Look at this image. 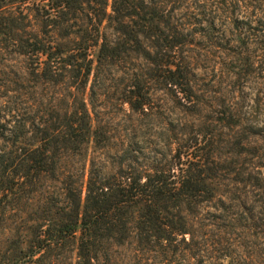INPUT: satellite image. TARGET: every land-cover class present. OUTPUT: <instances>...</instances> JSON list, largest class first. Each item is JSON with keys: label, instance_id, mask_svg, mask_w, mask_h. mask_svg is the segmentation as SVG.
<instances>
[{"label": "rangeland", "instance_id": "374dc122", "mask_svg": "<svg viewBox=\"0 0 264 264\" xmlns=\"http://www.w3.org/2000/svg\"><path fill=\"white\" fill-rule=\"evenodd\" d=\"M107 1L111 14L114 0ZM9 3L3 4L5 11L17 9ZM134 4L148 19L160 17L162 26L137 30L140 43L135 35L122 34L118 56L95 71L85 87L81 79H72V88L38 84L30 79L25 58L2 49L1 122L3 117L15 121L16 114L18 121L38 120L84 103L100 131L98 144L91 139L88 145L97 168L124 150L137 157L136 166H167L177 154L181 163L196 162L190 159L196 156L210 159L207 192L212 194L172 202L174 228L167 244H139L134 233L123 246L112 245L107 254L103 249L95 264H264V0ZM105 27L111 37L122 30L115 19ZM158 47H173L172 61L183 76L179 86L153 72ZM139 86L150 95L145 113L126 102ZM61 187L46 183L58 194ZM9 236L0 235V244ZM71 248L63 263L77 264Z\"/></svg>", "mask_w": 264, "mask_h": 264}, {"label": "trees", "instance_id": "16d2710c", "mask_svg": "<svg viewBox=\"0 0 264 264\" xmlns=\"http://www.w3.org/2000/svg\"><path fill=\"white\" fill-rule=\"evenodd\" d=\"M5 2L17 9L5 11ZM134 3L114 0L108 14L107 0H0V44L7 43L0 51L25 58L27 73L38 84L72 88V79H81L85 87L95 71L118 56L122 34L135 35L140 43L137 30L162 26L160 17L148 19ZM114 19L122 30L111 37L105 22ZM172 49L156 48L153 72L179 86L183 76ZM149 101L139 86L126 102L145 113ZM17 118L3 117L4 123L0 118V235L10 234L0 244V264H73L63 263L72 245L77 264H95L103 249L107 254L112 245L123 246L134 233L139 244L163 247L174 228L172 202L212 194L207 192L209 158L181 163L177 154L167 166H136L137 157L124 150L111 155L113 163L97 168L88 145L91 139L98 144L100 131L84 103L38 120ZM49 181L62 185L60 194L46 189Z\"/></svg>", "mask_w": 264, "mask_h": 264}]
</instances>
